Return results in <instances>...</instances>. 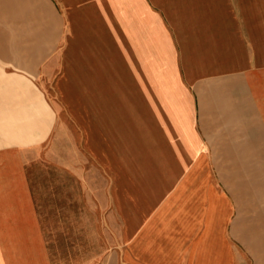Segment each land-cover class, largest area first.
<instances>
[{
  "label": "crops",
  "instance_id": "crops-1",
  "mask_svg": "<svg viewBox=\"0 0 264 264\" xmlns=\"http://www.w3.org/2000/svg\"><path fill=\"white\" fill-rule=\"evenodd\" d=\"M56 2L84 153L0 54V264H264V0Z\"/></svg>",
  "mask_w": 264,
  "mask_h": 264
},
{
  "label": "rangeland",
  "instance_id": "rangeland-1",
  "mask_svg": "<svg viewBox=\"0 0 264 264\" xmlns=\"http://www.w3.org/2000/svg\"><path fill=\"white\" fill-rule=\"evenodd\" d=\"M80 34L71 33L65 28L62 9L56 0H0V54L13 58V61L22 62L26 61V56L39 57L35 60L40 68L39 87L44 90L48 103L56 110L58 124L61 125L63 121L66 126L64 130L71 131L77 144V152L80 151L83 155L84 152L79 147L83 137L75 125L85 119V112L80 104L78 85L73 84L69 75L78 56L75 52L76 45L70 44L67 47L68 39L72 36L77 38ZM62 57L65 61L64 67ZM49 62L50 70L44 75L42 68ZM15 65L22 67L18 63ZM15 65L2 63L0 67H6L10 72L15 70ZM62 130L60 128L59 132L54 131L49 141L42 146V166H47V147L52 148L56 137L62 142ZM87 159V163L93 166V157L87 154Z\"/></svg>",
  "mask_w": 264,
  "mask_h": 264
}]
</instances>
